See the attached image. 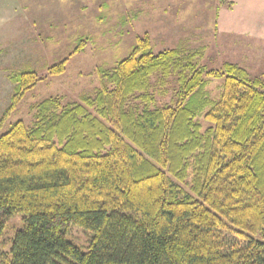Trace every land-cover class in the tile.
Returning a JSON list of instances; mask_svg holds the SVG:
<instances>
[{
    "label": "trees",
    "instance_id": "trees-1",
    "mask_svg": "<svg viewBox=\"0 0 264 264\" xmlns=\"http://www.w3.org/2000/svg\"><path fill=\"white\" fill-rule=\"evenodd\" d=\"M197 53L156 52L149 33L138 35L93 94L48 96L32 106L31 125L2 131L43 78L11 74L0 116V264H264L263 80L233 62L203 69ZM209 77L223 78L217 99ZM17 214L22 227L4 251ZM73 226L90 234L86 249L68 237ZM224 228L245 243L227 246Z\"/></svg>",
    "mask_w": 264,
    "mask_h": 264
},
{
    "label": "rangeland",
    "instance_id": "rangeland-1",
    "mask_svg": "<svg viewBox=\"0 0 264 264\" xmlns=\"http://www.w3.org/2000/svg\"><path fill=\"white\" fill-rule=\"evenodd\" d=\"M6 4L0 3V12ZM8 8L11 14L0 23V116L14 92L11 74L32 69L43 78L26 93L2 131L19 119L31 125L32 106L48 96L66 102L93 94L101 71H112L146 32L156 52L198 50L195 61L206 70L238 63L252 77H260L264 89V0H11ZM82 38L84 49L71 55ZM65 58L66 70L51 75L48 68ZM222 82L209 77L212 98L220 97ZM21 227V214L7 221L4 251ZM68 237L84 249L90 242V234L78 226ZM221 237L229 247L245 243L225 228Z\"/></svg>",
    "mask_w": 264,
    "mask_h": 264
},
{
    "label": "crops",
    "instance_id": "crops-1",
    "mask_svg": "<svg viewBox=\"0 0 264 264\" xmlns=\"http://www.w3.org/2000/svg\"><path fill=\"white\" fill-rule=\"evenodd\" d=\"M9 1H11V0H0V3L3 5L5 2H7V4H6V10H3V13L2 12H0V23L2 22L1 21V18H2V16H4V15H9V14H11V9L10 8H8V3H9Z\"/></svg>",
    "mask_w": 264,
    "mask_h": 264
}]
</instances>
